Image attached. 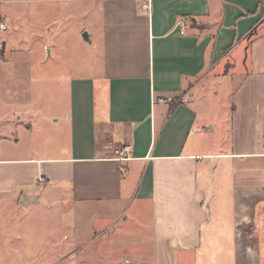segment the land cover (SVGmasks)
<instances>
[{"label": "crops", "instance_id": "obj_1", "mask_svg": "<svg viewBox=\"0 0 264 264\" xmlns=\"http://www.w3.org/2000/svg\"><path fill=\"white\" fill-rule=\"evenodd\" d=\"M42 1L94 22L102 67L48 104L0 88V198L66 196L56 247L77 253L89 236L81 206L108 264H208L200 253L225 250L264 264L259 0Z\"/></svg>", "mask_w": 264, "mask_h": 264}, {"label": "rangeland", "instance_id": "obj_2", "mask_svg": "<svg viewBox=\"0 0 264 264\" xmlns=\"http://www.w3.org/2000/svg\"><path fill=\"white\" fill-rule=\"evenodd\" d=\"M77 9L81 10L42 0L0 2V22L9 29L7 58L0 64V88H28L33 103L48 104L53 98L67 96L64 89L71 80L99 74L102 65L96 37L93 42L83 37L84 33L90 35L94 22L74 12ZM57 88L62 93H56ZM11 96L4 95L6 99ZM69 201L66 196L50 194L45 201L24 207L13 198H0V264H108L103 260L101 237H96L98 226L81 206L75 212L79 229L83 226L89 236L79 239L77 253L73 248L59 251L56 247L66 231ZM201 258L208 264H232L233 253L203 252L200 262Z\"/></svg>", "mask_w": 264, "mask_h": 264}, {"label": "built area", "instance_id": "obj_3", "mask_svg": "<svg viewBox=\"0 0 264 264\" xmlns=\"http://www.w3.org/2000/svg\"><path fill=\"white\" fill-rule=\"evenodd\" d=\"M146 2L144 3L143 7L145 9H149L151 6V0H145ZM259 12L262 14V17L264 18V0H259ZM8 31V26L3 23L0 22V38L6 34V32ZM181 33H183L181 31ZM1 51H2V47L0 46V62L2 61V55H1Z\"/></svg>", "mask_w": 264, "mask_h": 264}, {"label": "water", "instance_id": "obj_4", "mask_svg": "<svg viewBox=\"0 0 264 264\" xmlns=\"http://www.w3.org/2000/svg\"><path fill=\"white\" fill-rule=\"evenodd\" d=\"M83 37H84L85 41H89V35L87 33H84ZM26 203H27V201L24 202L23 205L25 206Z\"/></svg>", "mask_w": 264, "mask_h": 264}]
</instances>
